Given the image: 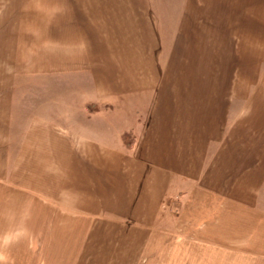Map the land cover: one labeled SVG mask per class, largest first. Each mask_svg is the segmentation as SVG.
I'll list each match as a JSON object with an SVG mask.
<instances>
[{"label":"crops","instance_id":"1","mask_svg":"<svg viewBox=\"0 0 264 264\" xmlns=\"http://www.w3.org/2000/svg\"><path fill=\"white\" fill-rule=\"evenodd\" d=\"M21 208L46 264H154L176 218L230 245L170 264H264V0H0V222Z\"/></svg>","mask_w":264,"mask_h":264},{"label":"rangeland","instance_id":"2","mask_svg":"<svg viewBox=\"0 0 264 264\" xmlns=\"http://www.w3.org/2000/svg\"><path fill=\"white\" fill-rule=\"evenodd\" d=\"M15 219L20 221L13 224L0 222V238H8V244L0 247V254L7 257L8 264H46L44 256L40 255V240L28 238L26 235L28 234L26 208L24 210L21 208L20 215L15 216ZM215 229L214 223L204 221L197 223L192 218L191 220L176 218L174 222L164 219L160 224L159 232L148 244L151 253L145 255L143 261L154 264L182 263L184 257H198V255H188V252H192L194 248L230 245L227 239H222L223 243L221 238L215 239ZM262 239L256 238L253 242L262 243L264 240ZM246 243L247 240L243 239L238 245L246 246ZM183 252H186V255Z\"/></svg>","mask_w":264,"mask_h":264},{"label":"clouds","instance_id":"3","mask_svg":"<svg viewBox=\"0 0 264 264\" xmlns=\"http://www.w3.org/2000/svg\"><path fill=\"white\" fill-rule=\"evenodd\" d=\"M35 8L38 11H41V12L44 11V9L42 7H40L38 3L35 5ZM57 10H60V9L58 8ZM28 31L32 32L34 35H37V33L33 29H28ZM44 46H46V45H44ZM7 244H8V238L7 237L0 238V247L6 246ZM0 264H8L7 257L2 255V254H0Z\"/></svg>","mask_w":264,"mask_h":264}]
</instances>
